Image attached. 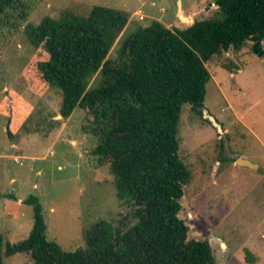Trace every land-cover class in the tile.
Listing matches in <instances>:
<instances>
[{"label":"rangeland","instance_id":"rangeland-1","mask_svg":"<svg viewBox=\"0 0 264 264\" xmlns=\"http://www.w3.org/2000/svg\"><path fill=\"white\" fill-rule=\"evenodd\" d=\"M23 2L29 8L26 21L11 19L0 26V235L10 243L28 237L32 209L23 201L33 196L42 205L47 238L64 251L85 249L90 227L100 220L129 227L133 207L117 200L109 165L89 153L97 140L86 112L76 108L63 119L58 91H31L24 69L34 49L25 28L63 11L84 16L94 6L124 10L129 22L111 57L120 40L151 21L170 29L188 27L177 19L178 3L193 22L207 20L217 6L214 0ZM250 46L229 49L206 63L211 77L201 115L184 104L178 123L179 152L192 176L183 187L178 216L188 226V239L209 242L216 264H264V173L235 164L243 158L264 168V55L250 53ZM99 79L94 76L88 88H97ZM202 110L221 125L227 150H221V136ZM4 264L33 262L16 254Z\"/></svg>","mask_w":264,"mask_h":264},{"label":"trees","instance_id":"trees-1","mask_svg":"<svg viewBox=\"0 0 264 264\" xmlns=\"http://www.w3.org/2000/svg\"><path fill=\"white\" fill-rule=\"evenodd\" d=\"M214 4L210 18L184 29L159 21L138 27L111 57L129 22L124 10L94 6L84 16L63 11L27 25L34 53L24 72L31 91H58L63 119L76 108L86 112L97 140L89 153L109 165L115 196L133 207V223L100 220L86 232L85 249L64 251L47 238L42 205L31 196L23 201L32 209L31 231L17 243L0 235V264L16 254L33 264H216L209 242L188 239L178 216L183 187L192 180L179 152L178 123L184 104L201 115L213 56L247 43L250 53L264 55V0ZM28 15L23 0H0V26ZM97 74L98 87L89 89Z\"/></svg>","mask_w":264,"mask_h":264},{"label":"water","instance_id":"water-1","mask_svg":"<svg viewBox=\"0 0 264 264\" xmlns=\"http://www.w3.org/2000/svg\"><path fill=\"white\" fill-rule=\"evenodd\" d=\"M177 19L180 23L189 24V26L193 23V20L190 17H186L183 13L181 5L177 4ZM202 109V108H200ZM203 119H205L212 127L217 130V133L220 134V139L222 140L223 147L227 150V137L225 133H223L221 125L215 119V117L211 116L206 110H202ZM235 164L239 167L247 168L250 170L260 171L264 173V168H260L258 164L252 163L243 158H237Z\"/></svg>","mask_w":264,"mask_h":264},{"label":"crops","instance_id":"crops-1","mask_svg":"<svg viewBox=\"0 0 264 264\" xmlns=\"http://www.w3.org/2000/svg\"><path fill=\"white\" fill-rule=\"evenodd\" d=\"M12 146H13L14 148H17V145H16V144H13ZM10 156H12V155H10Z\"/></svg>","mask_w":264,"mask_h":264}]
</instances>
